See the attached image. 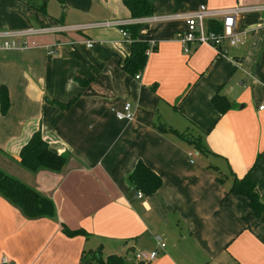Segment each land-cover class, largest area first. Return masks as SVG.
Segmentation results:
<instances>
[{"label":"crops","instance_id":"crops-1","mask_svg":"<svg viewBox=\"0 0 264 264\" xmlns=\"http://www.w3.org/2000/svg\"><path fill=\"white\" fill-rule=\"evenodd\" d=\"M57 1L66 15L49 13L50 0H0V30L82 27L30 37L37 46L0 49V86L10 101L0 111V168L56 206L55 218L28 219L0 194V261L97 264L87 255L100 249L103 258L139 264L138 251L157 249L146 264H264V214L229 193L252 168L264 201V0H155L153 14L141 18H131L122 0ZM202 4L244 8L236 17L244 43L185 53L176 37L186 21L175 16ZM75 17L80 22L66 25ZM117 21L141 23L140 38L155 43L140 78L122 68L132 41L106 25ZM218 90L231 101L222 115L211 100ZM73 99L68 109L51 102ZM126 102L132 120L116 114ZM38 129L67 156L61 171L21 165L20 149ZM139 160L163 180L143 197L129 182ZM64 226L83 232L69 235Z\"/></svg>","mask_w":264,"mask_h":264},{"label":"trees","instance_id":"trees-1","mask_svg":"<svg viewBox=\"0 0 264 264\" xmlns=\"http://www.w3.org/2000/svg\"><path fill=\"white\" fill-rule=\"evenodd\" d=\"M59 1L62 4L65 3V0ZM122 1L129 9L131 18L151 16L154 12V2H151L150 0ZM39 8H44V4ZM209 24L212 28L217 30H220L222 27L219 20H212ZM142 27L141 23H133L124 26V29L129 33L132 43L131 52L121 61L122 68L127 73L134 76L141 73L147 64L148 59L147 49L150 44L140 38ZM90 81L91 80H81L80 83L82 86H86ZM211 100L219 115L224 114L231 107V101L226 95L221 93L220 90L212 96ZM74 101L75 99L65 103L59 100H51L52 103L64 109L70 108ZM9 105L10 101L7 88L5 86H0L1 113H6L9 109ZM159 128L161 130L169 129V127L164 126L163 124H161ZM180 134L189 139L199 151L204 152L206 150L200 137H194L189 131L180 132ZM259 159L260 156L257 157L256 162L259 161ZM19 160L23 167L33 173H36L43 168L53 171H61L67 163V156L53 151L50 148L48 141L43 136L42 131L38 129L21 147ZM217 179L223 180L222 176L217 177ZM129 182L135 191H142L145 195L155 193L163 184L161 176L142 160H139L136 163L133 171L130 173ZM229 193L247 197L249 206L254 214L256 216L264 214V201L257 192V183L253 178L252 168H250L242 177H236L234 179ZM0 194L9 200L14 206L19 208L23 215L28 219L56 217V206L51 198L42 194L40 191L17 177L8 174L1 168ZM63 230L69 235L83 232L81 230L71 231L66 226L63 227ZM92 254L94 256L90 260L95 261L97 264H130L125 257L116 254H110L106 258H103L100 249L92 252ZM139 264H146V262L141 261Z\"/></svg>","mask_w":264,"mask_h":264},{"label":"built area","instance_id":"built-area-1","mask_svg":"<svg viewBox=\"0 0 264 264\" xmlns=\"http://www.w3.org/2000/svg\"><path fill=\"white\" fill-rule=\"evenodd\" d=\"M245 9L242 7H235L230 9H210L205 4L189 14L181 16H175L182 18L186 21V29L178 31L176 39L182 44L185 53H190L193 47L200 45H209L216 49L220 48L224 42H228L231 46H238L244 43V35L236 29V17ZM219 20L222 24L220 30L214 29L210 26V21ZM137 22V21H136ZM138 23V22H137ZM127 22H106V25L120 26L123 34L129 37L128 31L124 29ZM133 24V22L131 23ZM74 29H82V27H67V26H51V27H32L24 30H0V49H19L29 46H37L36 40L28 39L36 37L40 34L48 32H62L70 31ZM89 46L93 45L92 41H88ZM147 53H149L154 47L155 43H149ZM137 78L141 77V74L136 75ZM264 108V105L260 107ZM116 114L121 119L132 120L134 114L132 111V104L126 102L123 110H117ZM138 197H143V192H137ZM166 243H161V248H164ZM158 250L138 251L135 255V259L138 262H151L158 256ZM0 264H11V261L7 257H3Z\"/></svg>","mask_w":264,"mask_h":264},{"label":"rangeland","instance_id":"rangeland-1","mask_svg":"<svg viewBox=\"0 0 264 264\" xmlns=\"http://www.w3.org/2000/svg\"><path fill=\"white\" fill-rule=\"evenodd\" d=\"M76 10V9H74ZM48 11L49 13L51 14H54L55 16H59V15H62V14H65L66 15V11L61 7V4L57 1V0H50L49 4H48ZM93 14L96 15L98 18H101L100 17V10H92ZM76 14H78V12L76 11ZM67 18V16H66ZM93 18H90L89 17V20H92ZM80 22V18H73L72 21H70L69 19L66 20V25H73L74 23H78ZM94 255L93 254H88L87 255V258H91L93 257Z\"/></svg>","mask_w":264,"mask_h":264},{"label":"water","instance_id":"water-1","mask_svg":"<svg viewBox=\"0 0 264 264\" xmlns=\"http://www.w3.org/2000/svg\"><path fill=\"white\" fill-rule=\"evenodd\" d=\"M151 2H154L155 0H150Z\"/></svg>","mask_w":264,"mask_h":264}]
</instances>
